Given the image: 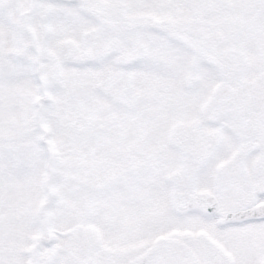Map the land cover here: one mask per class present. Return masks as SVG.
I'll list each match as a JSON object with an SVG mask.
<instances>
[{
    "label": "snow or ice",
    "instance_id": "1",
    "mask_svg": "<svg viewBox=\"0 0 264 264\" xmlns=\"http://www.w3.org/2000/svg\"><path fill=\"white\" fill-rule=\"evenodd\" d=\"M0 264H264V0H0Z\"/></svg>",
    "mask_w": 264,
    "mask_h": 264
}]
</instances>
